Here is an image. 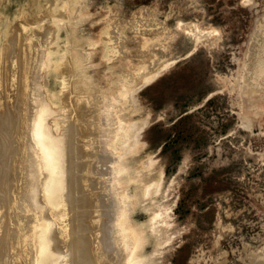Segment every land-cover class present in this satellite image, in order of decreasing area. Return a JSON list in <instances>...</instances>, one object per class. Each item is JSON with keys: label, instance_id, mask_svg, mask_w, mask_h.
I'll return each instance as SVG.
<instances>
[{"label": "rangeland", "instance_id": "1", "mask_svg": "<svg viewBox=\"0 0 264 264\" xmlns=\"http://www.w3.org/2000/svg\"><path fill=\"white\" fill-rule=\"evenodd\" d=\"M77 1L70 25L61 15L67 0H0V14L16 31L21 21L29 22L27 32L35 21L52 28L48 49L58 62L44 77L55 94L50 117L62 112L66 125L76 114L85 119L93 111L100 122L108 96L117 101L110 129L116 116L122 126L134 124L121 155L98 137L94 148L83 151L78 162H88L85 180L93 196L85 208L112 217L110 181H121L131 200L126 215L146 232L138 249L148 259L144 264H250L262 257L264 40L260 52L255 44L264 35V0ZM5 27L1 22L0 31ZM70 28L82 40L76 46ZM10 42L2 40L9 56L18 51H10ZM70 48L80 55L93 90L79 106L69 83L71 62H65ZM35 69L47 67L39 62ZM125 81L127 98L116 100ZM127 174L147 193L136 194ZM104 216L92 229L109 223L108 215L100 223ZM107 229L98 233L103 238L106 231V243ZM107 244L102 250L111 254Z\"/></svg>", "mask_w": 264, "mask_h": 264}, {"label": "bare ground", "instance_id": "2", "mask_svg": "<svg viewBox=\"0 0 264 264\" xmlns=\"http://www.w3.org/2000/svg\"><path fill=\"white\" fill-rule=\"evenodd\" d=\"M77 3V0H67L63 5L65 15H61L68 25L76 12ZM39 7L40 4L35 6ZM3 21L6 27L0 31V264H59L60 261L62 264H144L142 259L147 257H143L146 255L138 252V249L145 241L146 232L143 233L142 223L132 221L126 215L131 200L125 194L121 181L115 177L110 181L112 194L109 193L113 197L110 204L115 206L112 208L115 214L112 217L110 213L107 214L110 216L107 220L105 213L102 215L100 210L97 211L98 196L97 206L94 204L96 207L93 208L100 213L94 211L96 218L89 211L91 205L85 208L91 200L88 189L89 192L92 189L87 187L89 182L86 183L85 162H78L83 151L94 148V143L98 141L96 137L110 146L115 156L116 153L121 155L129 136H133L134 124L126 122L128 124L122 126L123 121L116 116L115 129H110L109 116L117 101L108 96L104 97V106L98 114L100 122L95 119L93 111L86 112L85 119H79L76 114L66 125L62 112L50 117L56 110L51 105L55 94L50 92L44 77L52 72L58 62L53 63L48 49L52 28H42L43 25L35 21L34 25L40 27L33 26L35 28L27 32L29 22L25 21V25L21 21L16 31L14 27H9V18L0 14V23ZM69 31L72 46L82 42L73 28ZM258 37L255 49L262 48L264 40V35ZM3 38L11 41L10 51L18 50L15 54L9 56L7 49L4 52ZM68 54L65 62H71L69 83L72 85L71 91L75 93L74 103L79 106L88 102L93 90L83 71L80 55L72 48ZM39 62H44L46 71L36 72L35 66ZM248 78L246 90L250 94L253 88ZM129 88L126 81L122 83L116 100L127 98L123 96L130 91ZM119 170L122 172V168ZM126 178L135 181L136 194L147 193V187L140 186L136 176L127 174ZM66 186L67 193L64 192ZM83 209H88V214L94 218L86 215L87 220ZM98 215L106 218L103 217L100 223L107 220L111 224L108 229L106 222L102 227L109 230V235L106 234L108 244L99 236L101 227L95 233L96 223L101 220ZM93 225H96L94 229ZM106 244L113 248L110 249L113 251L109 250L111 254L102 250L106 249ZM263 256L256 255L250 264H264Z\"/></svg>", "mask_w": 264, "mask_h": 264}]
</instances>
